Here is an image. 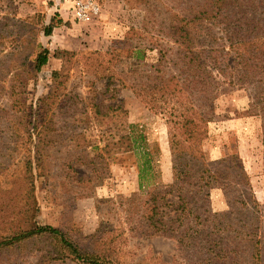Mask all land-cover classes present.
Returning a JSON list of instances; mask_svg holds the SVG:
<instances>
[{
  "label": "rangeland",
  "instance_id": "1",
  "mask_svg": "<svg viewBox=\"0 0 264 264\" xmlns=\"http://www.w3.org/2000/svg\"><path fill=\"white\" fill-rule=\"evenodd\" d=\"M252 1L250 16L262 19L264 0ZM209 3L0 0V238L37 223L60 229L83 251L105 252L118 264H193L178 254L175 239L140 234L146 229L144 217L151 215L147 190L152 186L139 188L138 163L146 149L155 168L151 183H172L171 135L186 115L198 121V109L181 93L168 98L157 89L156 95L142 93L139 98L123 73L134 70V81H145L141 76L159 64L155 45H166L164 32L170 25L188 21L185 27H221L225 22L215 18ZM82 5H95L99 11H83ZM200 10L205 11L195 19ZM52 19L54 28L46 36L44 28ZM6 23L14 32L9 38L4 36ZM19 36L23 42L15 53L13 39ZM140 43L146 59L131 69L127 52ZM43 48L49 50L48 62L34 72V59ZM61 51L75 54L60 58ZM222 90L211 110L205 109L210 121L203 149L211 161L240 158L257 206L255 211L243 208V186L226 195L211 189L210 206L219 223H237L249 215L257 226L264 264V112L257 103L262 93L253 84H225ZM127 132L145 137L135 154L122 153L115 145ZM231 235L229 259H211L210 264H249L245 232ZM51 248L49 241L21 247L0 256V264H83L42 258Z\"/></svg>",
  "mask_w": 264,
  "mask_h": 264
},
{
  "label": "trees",
  "instance_id": "2",
  "mask_svg": "<svg viewBox=\"0 0 264 264\" xmlns=\"http://www.w3.org/2000/svg\"><path fill=\"white\" fill-rule=\"evenodd\" d=\"M209 1L207 8H213L215 18L221 17V22H225L221 27L217 30L212 25L185 27L188 21L184 25H170L166 27L165 32L162 31L167 36L166 45H155L159 46L157 48L160 56L159 64L155 66V70L146 71V74L141 76L145 81L140 82V79L134 81V70L127 69L123 73L124 80L128 79V87L132 88L139 98L143 97L142 93L145 96L156 95L157 89L162 91V97L167 94L170 98L181 93L191 106H196L198 109L194 112L198 114V121L190 114V117L186 115L171 135L175 170L172 183L152 184L151 178L154 179L155 175L153 158L146 149L141 152L138 163L139 188L143 189L149 185L152 188L147 190L151 215L144 217L146 229H142L140 234L175 239L181 257L193 260V264H210L214 260L222 262L229 259L233 252L230 250L231 237L234 236L231 233L241 230L245 232L249 245L248 263L261 264L259 239L256 236L257 226L248 219L249 215L244 218L245 222L244 219H237V223L235 221L219 223L216 222L210 206L211 189H221L226 195L233 188L243 186L247 197L241 202L242 206L247 210L250 207V211H255L257 202L241 160L237 155H231L211 161L206 157L203 145L207 140L206 126L210 121L205 109L211 110V106L213 107L211 104H214L218 98L223 85L237 84L239 87L248 84L257 85L262 93L257 103L263 104L260 106V111L264 112V87H262L264 85V17L259 19L250 16L253 8L252 0ZM204 11H197L198 16L195 15L194 18L199 19V14ZM184 17L188 19L187 15ZM12 20L20 22L15 16ZM52 21L53 19L44 28L46 36L52 33L54 28ZM5 26L7 29L4 36L12 37L14 32L7 23ZM219 31L222 36H218ZM20 38L19 36L13 39L17 42L15 53L19 52L18 47L23 42L19 40ZM168 44L170 46H167ZM57 54L62 58L75 53L61 51ZM48 58V49L43 48L37 53L33 64L34 72H39L47 64ZM125 59L131 69L140 68L141 63L146 59L145 47L141 43L133 45ZM171 66L177 67L176 71H170ZM54 74L58 75L57 72ZM138 83L141 85L140 89H137ZM166 87L168 92L163 91ZM183 87L188 89L187 93L185 90L180 92ZM178 131H181L180 135ZM137 135L127 132L119 136L115 143L119 147L118 150L122 153L138 152L145 137L142 134ZM234 202L229 201L230 206H233ZM239 224L240 229H238ZM241 224L244 227H241ZM142 225L140 224L139 227ZM235 234L236 237L239 236ZM45 241H49L52 248L45 250L42 258H71L83 264H118L105 252L83 251L60 229L37 223L15 231L10 236L1 237L0 256L10 252H20L21 247Z\"/></svg>",
  "mask_w": 264,
  "mask_h": 264
},
{
  "label": "built area",
  "instance_id": "3",
  "mask_svg": "<svg viewBox=\"0 0 264 264\" xmlns=\"http://www.w3.org/2000/svg\"><path fill=\"white\" fill-rule=\"evenodd\" d=\"M89 8V10H91L93 13H97L99 11V8L96 7L95 5H90V6H87V5H82L81 9H85V8ZM84 11V10H83ZM84 14V15H82ZM82 14H80V16H86L85 12H83Z\"/></svg>",
  "mask_w": 264,
  "mask_h": 264
}]
</instances>
